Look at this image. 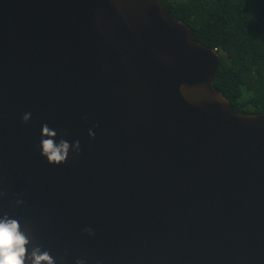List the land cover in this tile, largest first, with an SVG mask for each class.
<instances>
[{
	"label": "water",
	"instance_id": "95a60500",
	"mask_svg": "<svg viewBox=\"0 0 264 264\" xmlns=\"http://www.w3.org/2000/svg\"><path fill=\"white\" fill-rule=\"evenodd\" d=\"M220 65L159 0H0V218L56 264H264V113Z\"/></svg>",
	"mask_w": 264,
	"mask_h": 264
},
{
	"label": "trees",
	"instance_id": "16d2710c",
	"mask_svg": "<svg viewBox=\"0 0 264 264\" xmlns=\"http://www.w3.org/2000/svg\"><path fill=\"white\" fill-rule=\"evenodd\" d=\"M215 50L221 65L213 88L236 113H264V0H159Z\"/></svg>",
	"mask_w": 264,
	"mask_h": 264
},
{
	"label": "clouds",
	"instance_id": "9594fccd",
	"mask_svg": "<svg viewBox=\"0 0 264 264\" xmlns=\"http://www.w3.org/2000/svg\"><path fill=\"white\" fill-rule=\"evenodd\" d=\"M30 118L31 113H26L22 120L27 123ZM56 135V131L51 130L47 124L43 125L40 148L41 155L50 165L59 166L66 163L70 149L75 155L80 154V142L77 140L70 145L66 140L61 139L57 143ZM88 135L91 138L95 136L91 130ZM3 195L4 193H0V196ZM16 203L20 205L23 201L17 200ZM85 231L92 235L90 229ZM0 264H56V262L48 251L36 246L27 225L22 226L17 219L5 215L0 218ZM76 264H85V261L78 259Z\"/></svg>",
	"mask_w": 264,
	"mask_h": 264
}]
</instances>
